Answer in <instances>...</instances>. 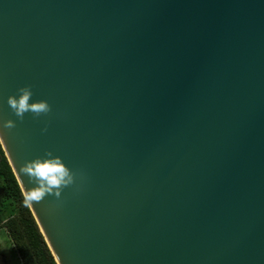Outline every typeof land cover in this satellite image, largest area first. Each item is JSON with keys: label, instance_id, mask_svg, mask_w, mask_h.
<instances>
[{"label": "water", "instance_id": "95a60500", "mask_svg": "<svg viewBox=\"0 0 264 264\" xmlns=\"http://www.w3.org/2000/svg\"><path fill=\"white\" fill-rule=\"evenodd\" d=\"M7 120L23 194L77 173L30 208L58 264H264V0H0Z\"/></svg>", "mask_w": 264, "mask_h": 264}, {"label": "trees", "instance_id": "16d2710c", "mask_svg": "<svg viewBox=\"0 0 264 264\" xmlns=\"http://www.w3.org/2000/svg\"><path fill=\"white\" fill-rule=\"evenodd\" d=\"M0 229H6L22 264H58L29 207L0 142Z\"/></svg>", "mask_w": 264, "mask_h": 264}, {"label": "clouds", "instance_id": "9594fccd", "mask_svg": "<svg viewBox=\"0 0 264 264\" xmlns=\"http://www.w3.org/2000/svg\"><path fill=\"white\" fill-rule=\"evenodd\" d=\"M19 95L8 98V104L15 115L23 120L26 113H32L34 117L46 116L52 112V106L47 100L31 102L33 91L31 85L18 89ZM16 126L13 120H7L0 125V134L3 129H12ZM47 131V128L44 129ZM20 172L27 175L35 184L24 193V206L31 208L34 202L39 203L48 195L60 198L66 187L73 185L77 173L73 172L60 156H54L51 151L45 157H37L24 164Z\"/></svg>", "mask_w": 264, "mask_h": 264}, {"label": "rangeland", "instance_id": "374dc122", "mask_svg": "<svg viewBox=\"0 0 264 264\" xmlns=\"http://www.w3.org/2000/svg\"><path fill=\"white\" fill-rule=\"evenodd\" d=\"M22 264L6 229H0V264Z\"/></svg>", "mask_w": 264, "mask_h": 264}, {"label": "crops", "instance_id": "0c3cea01", "mask_svg": "<svg viewBox=\"0 0 264 264\" xmlns=\"http://www.w3.org/2000/svg\"><path fill=\"white\" fill-rule=\"evenodd\" d=\"M7 262H8V260H7V261L5 260V263H6V264H8Z\"/></svg>", "mask_w": 264, "mask_h": 264}]
</instances>
